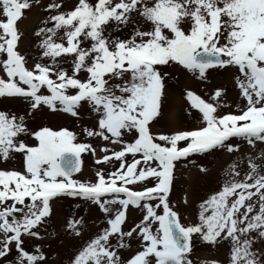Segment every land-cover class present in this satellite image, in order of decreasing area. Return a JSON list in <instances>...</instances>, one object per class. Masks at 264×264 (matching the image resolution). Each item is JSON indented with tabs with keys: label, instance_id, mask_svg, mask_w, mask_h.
<instances>
[{
	"label": "snow or ice",
	"instance_id": "snow-or-ice-1",
	"mask_svg": "<svg viewBox=\"0 0 264 264\" xmlns=\"http://www.w3.org/2000/svg\"><path fill=\"white\" fill-rule=\"evenodd\" d=\"M34 8L47 15L32 62L18 22ZM177 71L230 73L236 95L185 88L191 127L154 131ZM178 164L219 166L195 223L170 199ZM65 198L104 225L85 240V216L70 214L60 242L82 243L67 262L33 243L52 239ZM195 242L227 247L211 264H264V0H0V264H193Z\"/></svg>",
	"mask_w": 264,
	"mask_h": 264
},
{
	"label": "rangeland",
	"instance_id": "rangeland-1",
	"mask_svg": "<svg viewBox=\"0 0 264 264\" xmlns=\"http://www.w3.org/2000/svg\"><path fill=\"white\" fill-rule=\"evenodd\" d=\"M49 2L50 0H44V4ZM65 3L67 8H71L75 0H65ZM46 15L41 9L34 8L31 12H26L25 17L18 22V28L22 34L19 42V50L22 53L28 54L32 58V62H35L37 50L34 46L38 40L34 36V32ZM176 76L178 80L173 79L170 81V87L167 89V96L162 106L163 118L159 119V124L154 131L170 133L191 127L192 121L186 115L188 103L183 96L185 88L203 95L205 89L211 91L215 86L226 85L230 100L236 95L233 90L230 73H214L210 77L212 81L210 84L196 81L187 74L179 71L176 72ZM11 107L16 108L17 105H12ZM45 123H50L54 127L59 125L72 127V121L70 119H61L58 117H52L50 121L46 120ZM83 161V172L78 174L77 178L82 181L93 180L97 167L94 163V158L90 154H85ZM209 166L212 167L211 175L205 177L196 168H192L191 166L185 168L182 164L177 165L170 199L176 204L175 210L181 214L182 222L185 224L195 223L197 221L198 204L217 187L219 166H213L212 164H209ZM185 197L188 199L187 205L183 203ZM77 203L80 204L79 209L75 208V204ZM70 214L85 216L87 223V228L84 232L85 240L98 231V227L104 226L102 223V213L95 206H89L82 201H72L67 198L54 204V216L48 225V232L52 234V239L33 241L34 244L42 243L45 246V251L50 254L52 259L62 258L67 262L74 248L82 243V241L71 240H64L63 243L60 242L64 235L63 225ZM140 218L141 214L138 211L131 212L127 227H131L133 222H138ZM57 233H59V236H57ZM132 243L135 246L136 242L132 241ZM49 244H51V248L48 247ZM227 255V247L225 253V247H213L210 245H206L205 247V244L195 242L190 258L193 260V264H211L212 261H225Z\"/></svg>",
	"mask_w": 264,
	"mask_h": 264
},
{
	"label": "bare ground",
	"instance_id": "bare-ground-1",
	"mask_svg": "<svg viewBox=\"0 0 264 264\" xmlns=\"http://www.w3.org/2000/svg\"><path fill=\"white\" fill-rule=\"evenodd\" d=\"M87 237V236H86ZM205 247H206V245H205ZM205 250H206V248H205ZM225 253H226V247H225Z\"/></svg>",
	"mask_w": 264,
	"mask_h": 264
}]
</instances>
